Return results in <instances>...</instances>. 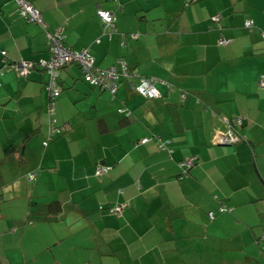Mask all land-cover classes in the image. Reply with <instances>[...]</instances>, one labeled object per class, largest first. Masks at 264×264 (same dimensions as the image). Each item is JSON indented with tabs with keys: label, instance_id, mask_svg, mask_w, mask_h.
<instances>
[{
	"label": "crops",
	"instance_id": "1",
	"mask_svg": "<svg viewBox=\"0 0 264 264\" xmlns=\"http://www.w3.org/2000/svg\"><path fill=\"white\" fill-rule=\"evenodd\" d=\"M30 2L72 49L89 48L99 67L122 69L124 58L157 79L159 95L144 98L125 79L114 93L91 87L71 64L54 115L67 132L43 148L48 75L0 74V264H264V0ZM98 9H118L117 33L103 34ZM1 50L49 55L42 26L13 0H0ZM122 106L136 118L122 119ZM229 123L239 140L220 142ZM97 163L111 169L96 176ZM31 198L58 207L25 223ZM220 202L232 209L210 218ZM116 203L121 213L99 208Z\"/></svg>",
	"mask_w": 264,
	"mask_h": 264
},
{
	"label": "trees",
	"instance_id": "2",
	"mask_svg": "<svg viewBox=\"0 0 264 264\" xmlns=\"http://www.w3.org/2000/svg\"><path fill=\"white\" fill-rule=\"evenodd\" d=\"M13 1H14L15 5H16V12L18 13V15H20V17H22L27 23H35V24H39L40 26H42V28L44 30V33H45V37H46V39L48 41V44H49V55L47 57H45V58H39V59H19V60H12V59H10L6 55V51L5 50H1L0 51V54H1L0 74H3L6 71H14L16 73V75L19 76V77H28V75H29V73L31 71L36 70V69H39L41 71H44L48 75L47 82L45 83V87H46V90L48 92V100H47V105H46V108H45V110H46V116H47V121H46V124H47V133L43 136V138L41 140V144H42L43 148H46L51 141H53L54 139H56L59 136L65 135V133L67 132V129L64 126H62V125H60V124L57 123L56 118L54 116L55 113H56L55 112V102H56L55 100H57L60 92H62V89H63V84H62L63 82H61V77H60L61 75H60V73H61V71H63V69L65 67H67V66H69L71 64H76L79 67L80 71H81V76H82V79L81 80L84 81V82H86L91 87H95V88H98L100 90H104L106 88L109 89V87H108V85H104L103 83L102 84L101 83L91 84L89 81H87L84 78V72L82 71V66L79 63H77L76 61H72L70 63H64V64L58 65L56 67H54V66L51 67L48 64L49 63V60L51 59V56H52V50L50 48V46H51V40L47 37V33L54 32L55 30H48L46 28V24L45 23H44L45 25H41L40 23L36 22L35 20H31L28 15H25V14H23L20 11L19 4H18L17 0H13ZM27 1L30 2V0H27ZM194 1H196V0H184V3L183 4H184V6H187V5L191 4V3H193ZM31 5L34 7V5L32 3H31ZM35 9L38 10L37 8H35ZM100 10H103V9H100ZM117 10L118 9H116L115 11L110 10V11H112V13L115 16L114 27H112L111 29H106L105 30V27L103 26V23H102L101 19L99 18L100 21H101V23H102V32L106 36L107 35L110 36V35H113V34L117 33V28H116V25H115ZM215 15L219 16V18L214 20L212 18V16H215ZM215 15L214 14L211 15L212 21L218 23L220 21L221 16L219 14H215ZM248 20L249 19H247V20L244 21V26L246 28L253 27V21L251 19H250L252 21L251 26L250 25L247 26L245 24L246 21H248ZM62 30L63 29H61V34H62V37H63L62 38V43L64 45H67L65 43V41H64L65 35H64V33H63ZM221 39H223V37H221L218 40V43L219 44H222L220 42ZM225 39L226 40H229L227 38H225ZM122 44L123 45L125 44V40L124 39H122ZM87 49L90 52V54L92 56H94L92 54V52L90 51V49L89 48H87ZM123 60H124L123 62H125V66L122 69H118L117 66H115L116 73H117V77H115L111 82L109 80L107 81V83L109 84V86L112 83L115 84V89L111 93H114L116 91V86L118 85V83L122 79L123 80L125 79L127 81V83L129 82V89L132 92H134V93H136V94H138V95H140V96H142L144 98H149V96H145V95L141 94L139 91L136 90V86H137L138 82L140 81V79L143 76H140L137 70L130 69L128 67V65H126L127 63H126V61H125L124 58H123ZM21 61H28V62H31L32 63V66L29 68L28 73L26 75H23V76L20 75L18 73V71L16 70V68H15L16 64L20 63ZM107 68H109V67H107ZM102 69H106V68L105 67H99V66H97L95 64L94 57H93V64H92V68L90 69L91 70V76L92 77H95V78H98L100 76V70H102ZM149 77H151V76H147L145 78H149ZM134 79H137V81H134ZM156 82L157 81H155V85H156ZM0 85H1V82H0ZM53 89L54 90H57V94L54 95V96L51 95ZM118 112L122 115V119H129L130 120V119H135L136 118L133 115L132 111L129 108L125 107V106L119 107L118 108ZM30 136H31V133H27L26 136H25V138H24V140H23V144H20V149H18L20 151V154H23L21 152V150H23V148L25 146V143L29 139ZM144 138L146 140L142 142V139H144ZM154 138L156 139L157 147L159 149L169 150L168 145H167V143H168L167 139H162L159 135H153L152 136V139H154ZM149 139H150V137H148V136L142 137V138H140L138 140V143L139 144H144V143L148 142ZM21 157L19 155L17 159L18 160H22ZM190 158H192V161H191V164L190 165L184 164V161L185 160H183L180 163V167L182 168L183 173H187L189 171V168L194 165V162H195L194 161V158L195 157H190ZM110 169H111V166H109V165H103V164L97 163L96 166H95L94 174L96 176H102V175L107 174ZM38 170H39V168H38ZM38 170L37 169H32V170L28 171L26 173V176H25L26 177V180L28 182H34L36 180L37 176H38ZM55 202L56 201L54 200V201H51V202H48V203H41V202L37 201L36 199L31 198L30 199V204L32 206V209L30 210V214L28 215V217H26L25 223H31L32 217L39 215V212L38 211H42V210H45L47 208L48 209L49 208H57L58 206L56 207L57 203H55ZM120 203H122V202H120ZM120 203H116V204H113V205H106V206H104L103 204H100L99 208L101 210H103V211H107V212H111V213H121L126 205L124 204L125 206H122V204H120ZM119 205H121V207H120V209L118 211H116L115 210V207L116 206H119ZM231 209H232V206L231 205H228V204H226L224 202H220L217 205L216 208L209 209L207 211V214L209 213V211H212L213 212L212 215L210 216L208 214V216L210 218H213L217 212H223V211H227V210H231ZM45 211H47V210H45ZM261 239L264 240V237L262 236ZM262 246H264V244L261 245V247Z\"/></svg>",
	"mask_w": 264,
	"mask_h": 264
},
{
	"label": "built area",
	"instance_id": "3",
	"mask_svg": "<svg viewBox=\"0 0 264 264\" xmlns=\"http://www.w3.org/2000/svg\"><path fill=\"white\" fill-rule=\"evenodd\" d=\"M19 4L20 11L28 15L31 20H35L36 22L40 23L41 25H45L42 19V15L38 10H36L29 1L27 0H17ZM98 17L101 19L103 26L106 29H111L114 27V20L115 16L112 11H105L98 9L97 11ZM214 20L218 19L219 16L215 15L212 17ZM247 26H251L252 21L248 20L245 23ZM47 37L51 40V50L52 56L49 60V65L51 67H56L58 65H62L64 63H70L72 61H76L82 66V71L84 72V78L89 81L91 84L96 83H103L104 85H108L111 91H114L115 84L112 83L110 86L107 83L109 80L110 82L117 77L115 67H109L106 69L100 70V76L98 78L91 76V68L93 64V56L90 54L87 48H83L82 50H74L71 47L64 45L62 43V34L61 29L55 30L54 32L47 33ZM227 40L225 38L221 39L220 42L223 44ZM32 66L31 62L28 61H21L20 63L16 64L15 68L20 75H26L29 71V68ZM156 79L154 77L145 78L142 77L136 86V90L139 91L141 94L149 97H157L159 92L155 86ZM57 94V90H52V96ZM52 107V106H51ZM238 122H241V117L237 119ZM230 128L227 130L225 134H221L219 137L220 142H235L239 140L238 135L232 130V126L229 123ZM146 139H142V142ZM192 158H189L184 161V164L190 165ZM121 205L116 206L115 210L118 211ZM212 211H209V215H212ZM264 237V235H263Z\"/></svg>",
	"mask_w": 264,
	"mask_h": 264
},
{
	"label": "bare ground",
	"instance_id": "4",
	"mask_svg": "<svg viewBox=\"0 0 264 264\" xmlns=\"http://www.w3.org/2000/svg\"><path fill=\"white\" fill-rule=\"evenodd\" d=\"M225 143H229V142H225Z\"/></svg>",
	"mask_w": 264,
	"mask_h": 264
},
{
	"label": "rangeland",
	"instance_id": "5",
	"mask_svg": "<svg viewBox=\"0 0 264 264\" xmlns=\"http://www.w3.org/2000/svg\"><path fill=\"white\" fill-rule=\"evenodd\" d=\"M215 15V14H214ZM213 17V16H212Z\"/></svg>",
	"mask_w": 264,
	"mask_h": 264
}]
</instances>
